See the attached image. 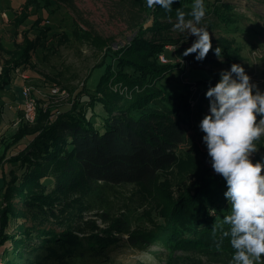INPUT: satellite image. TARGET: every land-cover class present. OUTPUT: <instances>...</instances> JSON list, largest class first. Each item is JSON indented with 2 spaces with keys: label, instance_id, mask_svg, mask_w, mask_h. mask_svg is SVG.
<instances>
[{
  "label": "rangeland",
  "instance_id": "1",
  "mask_svg": "<svg viewBox=\"0 0 264 264\" xmlns=\"http://www.w3.org/2000/svg\"><path fill=\"white\" fill-rule=\"evenodd\" d=\"M27 1H37L39 6L44 5L45 8L36 13L34 8H31L33 15L19 28H14L12 20L23 12ZM193 3L194 0H175L172 11L168 12L158 6L149 9L146 0H0V42L5 48L13 50L15 45H20L22 34L36 18L41 21L40 27L50 28L44 40L47 47L51 46L50 52L43 53L38 49L31 54L28 64L15 68L11 74V77L20 75L26 83L24 87L33 89L32 96L36 107H39L41 117L38 113L37 120L33 123L23 122L22 106L18 109L17 103H12L14 92L0 88V211L3 209L0 225L2 226V222L6 224L4 231L0 227V244L6 237L20 231V225L13 222L12 218L17 213L11 209L4 211L6 202L14 203L15 200L12 196L5 198L3 193L6 191L5 187L8 190L15 189L23 180L19 171H11L16 167L15 162L11 160L15 159L17 153L29 142V139L25 138L15 143L10 136L23 123L27 133H31L36 130L38 120L47 125L49 117L52 121L60 114L74 110L83 113L99 127L105 114L100 104L90 102L89 99L96 94L98 83L104 76V91L124 107L135 103L141 107L140 112H163L173 109L175 113L188 115L185 116L189 125L188 145L179 146L177 152L184 156L185 160L193 156L195 163L199 161L211 170L210 173H215L206 144L203 142L205 134L199 125L203 118L210 114L207 91L220 81L222 71H230L231 68L223 64H202L195 59L196 54L183 56L197 38L187 32L173 29L177 22V10L183 11L186 19H191L186 12L191 11ZM204 4L206 15L198 26L209 31L212 50L223 47L226 51H233L235 55L240 56L245 73L264 93V0H204ZM227 17L232 19V23L226 25ZM142 21H152L157 23V27L168 29L167 33L178 41L174 46L167 43L164 52L154 59V62L147 59L141 64L144 69L154 71L159 66L173 65L177 68L172 74L162 77L158 83L154 79L150 82H142L143 79L133 82L137 79L138 68L125 69L124 72L130 74L129 77L116 66L117 60L120 59L119 54H124L126 46L135 38L138 25ZM210 23L214 26L211 27ZM130 26L132 28H129ZM28 36L29 40H32L37 36V32L30 31ZM161 56L165 58L166 63L160 60ZM151 61L153 65L150 64ZM1 63L0 57V68ZM154 65L156 67H153ZM107 68L110 69V75L107 74ZM197 81H208L205 82L207 87H204L208 90H199L200 86L195 84ZM185 87L190 93L189 105L187 109L181 110L182 105L170 96H180ZM53 90L56 93H52ZM20 96L23 99L22 90ZM257 148L258 151L251 157L253 163L262 162L260 160L264 159V137L257 142ZM178 170L173 173H159L157 187L152 194L144 193L132 185L115 188L109 207L104 209L111 215L121 213L133 223V230L149 233L155 238L151 242L152 246L142 250L121 249L114 255L113 264H164L169 254V250H166L169 243L178 238L182 241L200 239L215 248L216 237V245L231 246L230 236L223 235L228 227L223 224V217L230 214L229 203L217 201L215 206L205 208V199L200 193L196 195L199 187L197 180ZM42 183L49 186L51 180L44 179ZM8 193L13 195L12 190ZM195 199L200 200L196 206L193 202ZM176 205L180 206L182 212L177 216L176 222L171 223L172 209ZM181 247L180 244L173 248L177 251V257L186 255ZM3 248L0 247V259L3 256L0 264L11 258L9 252L4 251L5 253L1 254ZM190 256L196 262L186 264H197V261L201 264H224L220 260L214 262L207 256ZM257 264H264V258Z\"/></svg>",
  "mask_w": 264,
  "mask_h": 264
},
{
  "label": "trees",
  "instance_id": "2",
  "mask_svg": "<svg viewBox=\"0 0 264 264\" xmlns=\"http://www.w3.org/2000/svg\"><path fill=\"white\" fill-rule=\"evenodd\" d=\"M31 8L36 13L45 7L39 6L37 1L25 2L23 12L12 20L14 28H19L33 15ZM40 22L36 18L29 25L22 34V43L15 45L13 50L5 48L0 42L1 89L10 83L15 68L28 64L31 54L38 49L43 53L51 51V46L47 47L44 40L50 28L43 29ZM229 23H232V19L227 17L225 24ZM156 24L142 21L124 54H119L116 66L124 75L130 77L124 72L125 69L138 68L137 79L133 82H139L140 79L150 82L154 79L158 83L162 77L177 69L167 65L159 66L154 71L144 69V65H141L147 59L154 62L164 52L167 43L172 46L178 44L175 37L167 33L168 29L157 27ZM30 31L37 32L32 40L28 36ZM220 49V58L215 55L214 48L199 62L223 64L229 68L233 64L242 65L241 57L235 52L226 51L223 47ZM152 61L151 65L154 64ZM107 71L110 75V69L107 68ZM104 78L98 83L96 94L89 99L100 104L105 114L99 127L83 113L74 110L62 113L52 121L49 117L47 125L38 120L36 130L31 133H27L23 123L10 136L15 143L25 138L29 142L11 160L16 166L11 171H19L23 180L17 188L11 189L13 195L8 193L11 190L4 188V197L12 196L15 200L14 203L6 202L4 211L14 210L17 215L12 217L13 222L20 225L18 233L6 237L0 244V247H4L1 254L9 252L11 257L4 264H113L114 255L121 249L142 250L152 246L155 237L133 230V223L121 213L111 215L105 209L109 207L110 197L119 186L132 185L144 193L152 194L157 187L158 175L162 172L173 173L179 169L178 172L193 176L199 186L196 195L200 193L205 199V208L215 206L217 201L228 202L224 195L227 185L222 176L210 173L211 170L199 161L195 163L193 156L186 155L189 159L185 160L177 152L179 146L188 145L189 125L185 117L188 115L175 113L173 109L171 112H140L141 107L135 103L124 107L104 91ZM205 82L208 81H197L195 84L200 86L199 90L206 92ZM189 96L185 87L180 96L174 94L170 97L180 103L181 110H184L188 108ZM38 113L40 115L37 105L36 120ZM260 161L264 163V159ZM44 179L51 180V185L43 184ZM197 199L193 200L195 206L200 202ZM179 207L176 205L172 209L171 223H175L182 212ZM2 212L3 209L0 215ZM91 216L95 219H87ZM5 226L2 222V231ZM225 229L227 231L228 227ZM216 242L214 248V245H207L200 239H174L167 249L164 246L169 250L164 264L196 262L190 255L207 256L214 262L229 264L234 249L228 244L226 247L216 245ZM180 244V249L186 252L184 257H177V251L173 249ZM197 264L201 262L197 261Z\"/></svg>",
  "mask_w": 264,
  "mask_h": 264
},
{
  "label": "clouds",
  "instance_id": "3",
  "mask_svg": "<svg viewBox=\"0 0 264 264\" xmlns=\"http://www.w3.org/2000/svg\"><path fill=\"white\" fill-rule=\"evenodd\" d=\"M175 0H146L147 7H160L171 12ZM186 19L177 10L173 30L187 32L197 39L183 53L203 61L212 50L211 35L199 27L206 15L204 0H194ZM220 58L221 49H215ZM210 114L199 127L205 134L208 156L214 172L226 181L224 193L230 214L223 217L230 236L234 255L230 264H257L264 258V163H253L251 157L258 151L257 142L264 137V93L251 82L245 69L233 64L230 71L220 73V81L206 93Z\"/></svg>",
  "mask_w": 264,
  "mask_h": 264
},
{
  "label": "built area",
  "instance_id": "4",
  "mask_svg": "<svg viewBox=\"0 0 264 264\" xmlns=\"http://www.w3.org/2000/svg\"><path fill=\"white\" fill-rule=\"evenodd\" d=\"M160 60L166 63L164 57H160ZM32 90L30 87H23L22 94L24 98V102L22 105V117L21 120L26 123H33L36 119V101L32 96ZM52 93H56L55 90Z\"/></svg>",
  "mask_w": 264,
  "mask_h": 264
},
{
  "label": "crops",
  "instance_id": "5",
  "mask_svg": "<svg viewBox=\"0 0 264 264\" xmlns=\"http://www.w3.org/2000/svg\"><path fill=\"white\" fill-rule=\"evenodd\" d=\"M21 76H15L11 78V81L8 85L4 86L2 89L7 92L13 91L14 92V97L12 99V103H14L16 105L17 103V108H21V106L23 105L24 102V98L22 99L20 96V92L23 89L24 86H26V83L24 82V80L21 78ZM14 105V107H15ZM12 108V107H10ZM13 110V109H12Z\"/></svg>",
  "mask_w": 264,
  "mask_h": 264
}]
</instances>
